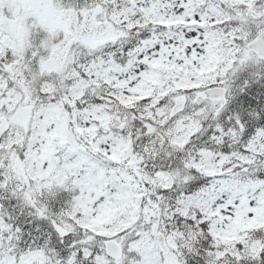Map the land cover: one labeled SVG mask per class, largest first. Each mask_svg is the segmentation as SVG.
<instances>
[{"label": "snow or ice", "instance_id": "snow-or-ice-1", "mask_svg": "<svg viewBox=\"0 0 264 264\" xmlns=\"http://www.w3.org/2000/svg\"><path fill=\"white\" fill-rule=\"evenodd\" d=\"M0 264H264V0H0Z\"/></svg>", "mask_w": 264, "mask_h": 264}]
</instances>
